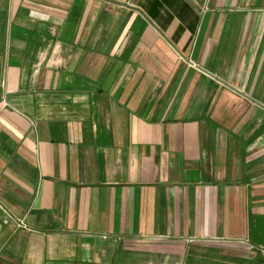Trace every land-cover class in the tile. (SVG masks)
<instances>
[{
	"label": "crops",
	"instance_id": "obj_1",
	"mask_svg": "<svg viewBox=\"0 0 264 264\" xmlns=\"http://www.w3.org/2000/svg\"><path fill=\"white\" fill-rule=\"evenodd\" d=\"M264 0H0V264H264Z\"/></svg>",
	"mask_w": 264,
	"mask_h": 264
},
{
	"label": "built area",
	"instance_id": "obj_2",
	"mask_svg": "<svg viewBox=\"0 0 264 264\" xmlns=\"http://www.w3.org/2000/svg\"><path fill=\"white\" fill-rule=\"evenodd\" d=\"M262 256H263V258H264V250L262 251Z\"/></svg>",
	"mask_w": 264,
	"mask_h": 264
}]
</instances>
